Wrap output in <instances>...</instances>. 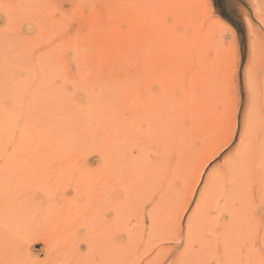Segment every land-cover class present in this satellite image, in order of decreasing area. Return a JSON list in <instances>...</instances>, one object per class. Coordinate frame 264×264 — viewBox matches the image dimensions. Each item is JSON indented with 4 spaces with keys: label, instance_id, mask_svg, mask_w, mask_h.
Returning a JSON list of instances; mask_svg holds the SVG:
<instances>
[{
    "label": "rangeland",
    "instance_id": "1",
    "mask_svg": "<svg viewBox=\"0 0 264 264\" xmlns=\"http://www.w3.org/2000/svg\"><path fill=\"white\" fill-rule=\"evenodd\" d=\"M263 106L264 0H0V264L239 260L197 206Z\"/></svg>",
    "mask_w": 264,
    "mask_h": 264
},
{
    "label": "bare ground",
    "instance_id": "2",
    "mask_svg": "<svg viewBox=\"0 0 264 264\" xmlns=\"http://www.w3.org/2000/svg\"><path fill=\"white\" fill-rule=\"evenodd\" d=\"M258 144L260 150L258 149ZM262 153H264V135L260 136L259 140L250 138L240 147L236 162L234 161V164L231 167L229 166L230 168L228 167V170L226 168V172L222 176L215 177L216 180L213 183L210 182L212 184L209 183L210 186L206 189L203 203L197 206L198 212L207 209V211L202 212L208 222L213 223L215 226L227 220H232L239 214L240 207L247 204L246 194L249 192L247 190L248 186L252 183L257 186H262L260 185L261 179L258 183L253 181L255 178H260L259 165L256 166L255 163L257 161V164L258 162L263 164L262 160L264 157H262ZM261 168L264 169V166ZM170 191L174 194L173 188ZM168 195L167 201L171 204L173 202L171 201L172 196L170 197V194Z\"/></svg>",
    "mask_w": 264,
    "mask_h": 264
},
{
    "label": "snow or ice",
    "instance_id": "3",
    "mask_svg": "<svg viewBox=\"0 0 264 264\" xmlns=\"http://www.w3.org/2000/svg\"><path fill=\"white\" fill-rule=\"evenodd\" d=\"M65 11L71 12L69 5H59ZM74 23H70L68 33L71 34ZM211 166V165H209ZM245 227L239 238V251L241 258L236 261H230L228 264H264V197L257 199L254 188L246 194ZM253 254H258L260 260L252 259ZM170 264H176L171 261ZM220 264H225L221 260Z\"/></svg>",
    "mask_w": 264,
    "mask_h": 264
},
{
    "label": "trees",
    "instance_id": "4",
    "mask_svg": "<svg viewBox=\"0 0 264 264\" xmlns=\"http://www.w3.org/2000/svg\"><path fill=\"white\" fill-rule=\"evenodd\" d=\"M223 17L226 18V16H224V15H223ZM226 19H228V18H226ZM228 20H229V19H228ZM230 22H231V21H230ZM231 23H232V22H231ZM232 24H233V23H232Z\"/></svg>",
    "mask_w": 264,
    "mask_h": 264
}]
</instances>
